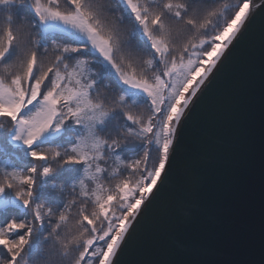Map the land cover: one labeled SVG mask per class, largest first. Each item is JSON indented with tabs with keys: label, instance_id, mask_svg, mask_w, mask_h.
<instances>
[{
	"label": "snow or ice",
	"instance_id": "obj_1",
	"mask_svg": "<svg viewBox=\"0 0 264 264\" xmlns=\"http://www.w3.org/2000/svg\"><path fill=\"white\" fill-rule=\"evenodd\" d=\"M257 9L264 24V0H0V132L25 161H0V264H118ZM258 152L264 252V78Z\"/></svg>",
	"mask_w": 264,
	"mask_h": 264
},
{
	"label": "water",
	"instance_id": "obj_2",
	"mask_svg": "<svg viewBox=\"0 0 264 264\" xmlns=\"http://www.w3.org/2000/svg\"><path fill=\"white\" fill-rule=\"evenodd\" d=\"M259 12L186 129L176 177L118 264H264L258 152L264 24ZM197 153L202 160L195 176H187V161Z\"/></svg>",
	"mask_w": 264,
	"mask_h": 264
},
{
	"label": "trees",
	"instance_id": "obj_3",
	"mask_svg": "<svg viewBox=\"0 0 264 264\" xmlns=\"http://www.w3.org/2000/svg\"><path fill=\"white\" fill-rule=\"evenodd\" d=\"M231 2H235V0H231ZM2 11V10H0ZM7 137L6 134L4 133V135L2 136V139H0V149H4L3 152H0V161L4 160L6 158L5 153L7 152H13L15 151L17 156H20V164L25 163L24 158L22 156V153L18 150H14L12 149L7 143H6ZM62 143H64L65 145H67L69 143V141H61ZM131 154L130 153H124L125 158L129 157ZM75 175V174H73ZM65 183H67V178H65ZM0 219H3V213H0Z\"/></svg>",
	"mask_w": 264,
	"mask_h": 264
},
{
	"label": "rangeland",
	"instance_id": "obj_4",
	"mask_svg": "<svg viewBox=\"0 0 264 264\" xmlns=\"http://www.w3.org/2000/svg\"><path fill=\"white\" fill-rule=\"evenodd\" d=\"M3 135H4V132H0V139H2Z\"/></svg>",
	"mask_w": 264,
	"mask_h": 264
}]
</instances>
